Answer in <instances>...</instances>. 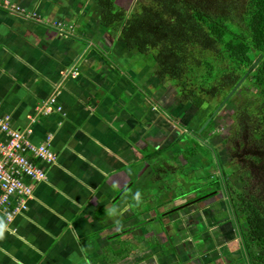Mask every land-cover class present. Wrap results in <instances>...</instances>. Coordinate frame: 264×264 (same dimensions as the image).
Segmentation results:
<instances>
[{
	"label": "crops",
	"instance_id": "0c3cea01",
	"mask_svg": "<svg viewBox=\"0 0 264 264\" xmlns=\"http://www.w3.org/2000/svg\"><path fill=\"white\" fill-rule=\"evenodd\" d=\"M0 1L22 9L0 6V118L57 156L37 162L46 179L29 181L27 211L4 222L0 264H251L224 191L175 204L146 190L155 152L192 134L178 124L187 112L160 105L157 78L140 75L96 1ZM54 97L63 111L42 114Z\"/></svg>",
	"mask_w": 264,
	"mask_h": 264
},
{
	"label": "trees",
	"instance_id": "16d2710c",
	"mask_svg": "<svg viewBox=\"0 0 264 264\" xmlns=\"http://www.w3.org/2000/svg\"><path fill=\"white\" fill-rule=\"evenodd\" d=\"M95 1L108 34L128 51L151 58L153 74L162 82L176 81L179 95L184 93L181 78L211 89L251 71L246 81L252 80L257 90L255 106L236 110L224 140L228 166L233 162L237 170L223 174V190L250 263L264 264V0H133L129 9L119 5L121 0ZM179 109L189 116L195 107L179 102ZM198 129L189 128L198 138L182 134L171 143L170 148L181 143L174 155L179 166L191 159L183 155L190 137L200 142ZM208 148L217 156L215 146Z\"/></svg>",
	"mask_w": 264,
	"mask_h": 264
},
{
	"label": "rangeland",
	"instance_id": "374dc122",
	"mask_svg": "<svg viewBox=\"0 0 264 264\" xmlns=\"http://www.w3.org/2000/svg\"><path fill=\"white\" fill-rule=\"evenodd\" d=\"M132 1L133 0H121L119 1V5L124 8L128 7L129 9ZM138 58L143 69L137 65V70L139 73L141 72L140 75L145 77L146 74H148L147 72L152 70V64L154 63L151 58H144L140 54L138 55ZM153 76L154 78H157L156 75L153 74ZM219 77H221V73L218 74V78ZM241 79L242 77L239 75H234L228 80H222V83H215L211 89H207L204 85H195V79L185 78L184 81V78H181L180 81L184 87L182 90L184 93H180V95L176 88V81L169 80L162 82L157 79L159 83L157 87L161 92L159 103L163 107H166L170 112L176 110V105H178L179 102L184 104H194V111L187 116L191 121V123H188V126L191 128V126L200 119V122L196 125L197 128L211 117L216 108L220 106L224 101V98L230 94ZM142 81H144L143 78ZM253 83L252 80H248L242 84L233 95V98L223 107L216 118H214L212 123L200 133L201 136L199 137V140L201 139L203 143H196V141L190 137L191 145L184 147L188 150V153L185 151V154L183 155L187 154L185 156L186 159H191L182 166H179L180 162L176 159H171V157V160L166 159V155H177L176 151L180 150L181 143L172 146L166 153L156 151V159L160 162L159 167L161 170L158 169V173L155 172L153 174L150 172V177H148L150 179L145 182L146 190H174L173 192L176 197L180 196L181 192L187 191L193 192L194 195L192 196L204 195L199 199L192 201V203H195L202 198H208L206 202H210L212 200L211 198H214L212 197L214 195L211 194L215 192H218V194H220L219 197L223 199V188L226 189L224 181L225 177L223 174L227 171L231 172L237 170V165L233 162L228 166L230 164V158L227 153L228 146L225 145L224 140L226 138L228 139L229 128L231 124H234L235 122L234 114L236 113V110L242 108V106L248 103L253 104L251 105L252 107L255 106L254 102L256 101L255 94L257 93V90ZM162 94L164 95L163 99L161 97ZM173 96L176 100L173 99ZM193 116L195 118H193ZM179 120L184 121L181 117ZM179 120L178 124L183 125ZM185 126L187 125L185 124ZM202 126L200 128L198 127L199 129L197 128L198 131L201 130ZM187 129L189 130V128ZM191 130L193 131V129ZM182 131L186 138L191 136L189 133H185L183 129ZM192 135H194L195 138H198L197 135ZM208 145L216 147L215 149H217L218 152L217 156L212 148H208ZM191 151L194 152V155L196 154L193 158L192 156L194 155L190 153ZM200 169H202L203 174L206 173L205 178H200V171H198ZM230 176L231 175H229V177Z\"/></svg>",
	"mask_w": 264,
	"mask_h": 264
},
{
	"label": "built area",
	"instance_id": "2783aa9c",
	"mask_svg": "<svg viewBox=\"0 0 264 264\" xmlns=\"http://www.w3.org/2000/svg\"><path fill=\"white\" fill-rule=\"evenodd\" d=\"M0 6L11 11H22L20 7L10 5L7 1H0ZM55 25L59 28L66 26L62 22ZM72 75H77L76 69ZM56 103L55 97L46 102L41 109L42 114L62 112L63 108ZM10 119V116L0 118V237L4 222L11 224L16 216L27 210V202L33 196L30 182H41L47 177L37 162L54 164L57 160L50 147V139L47 143L36 146L29 142L25 131L11 127Z\"/></svg>",
	"mask_w": 264,
	"mask_h": 264
},
{
	"label": "water",
	"instance_id": "95a60500",
	"mask_svg": "<svg viewBox=\"0 0 264 264\" xmlns=\"http://www.w3.org/2000/svg\"><path fill=\"white\" fill-rule=\"evenodd\" d=\"M256 66V64L254 65V67ZM251 73L248 72L245 76L242 77V79L239 81V83L236 85V87L230 92V94L224 99V101L220 104L219 107H217V109L214 111V113L212 114V116L203 124L201 130L199 131V133L203 132L208 125H210L212 123V121L214 120V118L220 113V111L223 109V107L230 101V99L232 98V96L235 94V92L240 88V86L242 84H244L249 76V74ZM162 191V190H161ZM192 195H194L193 192H181L180 196L176 197L175 193L173 192V190H169L168 193L164 196L165 199H167V201H169L170 203H180V202H185L186 200H188V198L190 199V197H192ZM191 204V203H189ZM189 204H183L182 206L179 207H175L174 210L171 211V213H176V211L181 210L182 208L186 207Z\"/></svg>",
	"mask_w": 264,
	"mask_h": 264
},
{
	"label": "flooded vegetation",
	"instance_id": "af4514ba",
	"mask_svg": "<svg viewBox=\"0 0 264 264\" xmlns=\"http://www.w3.org/2000/svg\"><path fill=\"white\" fill-rule=\"evenodd\" d=\"M227 104H228V103H227ZM184 116H185V115L181 116V118L183 119ZM193 118H195V117L193 116ZM215 118H216V117H215ZM199 122H200V121H199ZM199 122H198V123H199ZM188 123H191V121L187 118L186 124L188 125ZM195 123H197V122H195ZM194 126H196V125H194ZM202 196H204V195H202ZM202 196H201V197H202ZM199 198H200V197H199ZM199 198H196V199H199ZM196 199H195V200H196ZM207 199H208V198H202V199H200L198 202H200V203H202V202H206ZM195 200H191V201H195ZM191 201H190V202H191ZM222 203H223V202H222Z\"/></svg>",
	"mask_w": 264,
	"mask_h": 264
}]
</instances>
